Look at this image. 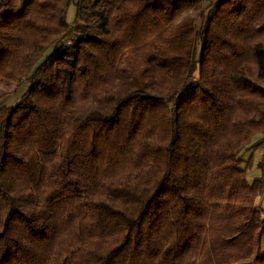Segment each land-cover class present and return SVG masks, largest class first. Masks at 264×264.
I'll return each mask as SVG.
<instances>
[{
  "label": "trees",
  "instance_id": "1",
  "mask_svg": "<svg viewBox=\"0 0 264 264\" xmlns=\"http://www.w3.org/2000/svg\"><path fill=\"white\" fill-rule=\"evenodd\" d=\"M0 83V264H264V0H0Z\"/></svg>",
  "mask_w": 264,
  "mask_h": 264
},
{
  "label": "rangeland",
  "instance_id": "2",
  "mask_svg": "<svg viewBox=\"0 0 264 264\" xmlns=\"http://www.w3.org/2000/svg\"><path fill=\"white\" fill-rule=\"evenodd\" d=\"M211 1H215V0H211ZM74 16H75V7L73 5H69L67 9V13H66V20L69 24L73 22ZM197 76L198 74L196 71L194 72L193 76L188 80V83L193 84L196 81ZM5 91H7V87L3 83H0V97L2 96V94L5 93ZM15 98L16 97H12L7 102L11 103L15 100ZM258 138L259 137L254 138L253 141H256ZM262 152H263V148H259L256 150L249 148L248 150L244 151L242 154V159L244 161H247L248 159L252 158V167L247 171V178L249 180L259 175V172H258L259 170L256 167V163L257 161L260 160ZM256 204L261 205V199L256 198Z\"/></svg>",
  "mask_w": 264,
  "mask_h": 264
}]
</instances>
